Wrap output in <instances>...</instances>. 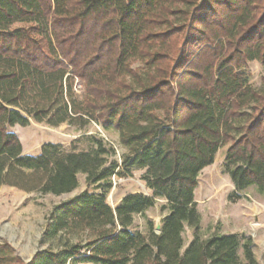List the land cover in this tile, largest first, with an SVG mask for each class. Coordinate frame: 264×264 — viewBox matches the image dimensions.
<instances>
[{"label": "trees", "instance_id": "trees-1", "mask_svg": "<svg viewBox=\"0 0 264 264\" xmlns=\"http://www.w3.org/2000/svg\"><path fill=\"white\" fill-rule=\"evenodd\" d=\"M252 60L264 65V0H0V186L62 195L86 174L102 187L56 204L45 228L87 233L86 243L38 251L26 264H258L251 236L202 228L195 199L201 171L227 144L234 194L264 193V91L243 70ZM32 120H94L118 131L128 152L119 162L98 140L94 150L49 141L25 153L12 128ZM133 168L152 195L131 192L112 206V176ZM159 198L167 214L156 232L146 211ZM137 214L146 232L131 228ZM15 261L0 243V264Z\"/></svg>", "mask_w": 264, "mask_h": 264}, {"label": "rangeland", "instance_id": "rangeland-1", "mask_svg": "<svg viewBox=\"0 0 264 264\" xmlns=\"http://www.w3.org/2000/svg\"><path fill=\"white\" fill-rule=\"evenodd\" d=\"M166 28V26L164 27ZM141 64L136 63L135 66ZM248 84L264 91V65L259 60H252L243 68ZM75 97L81 98L84 93V82L76 78L73 82ZM251 111V108L246 109ZM243 115L235 122L236 127L245 123ZM22 140L25 153L37 154L42 143L54 141L61 143L65 151L94 150L98 140L111 145L116 150L115 157L122 161L121 155L128 152V147L120 142L119 132L105 129L94 120L80 128L63 123L51 126L45 121L27 126L16 125L12 128ZM237 132V131H236ZM229 144L221 146L213 164L205 167L200 175L197 197L198 207L202 213V228L222 233H245L254 241V251L258 264H264V193L250 186L235 195V187L225 171V156ZM126 172V171H124ZM126 174V173H125ZM143 169L133 168L131 174L112 176V185L106 201L117 206L121 199L131 192H143L152 195L153 191L142 179ZM80 186L72 192L62 195L43 194L40 191H24L9 185L0 186V243H8L12 253L21 261L11 264H26L41 250L57 252L66 242L86 243L87 233L60 231L55 235H46L45 228L52 218L56 204L66 201L83 190L101 192L102 187L86 183V174L79 175ZM166 200L159 198L154 206L147 209L146 214L154 221V230L161 224L167 210L162 208ZM198 205V203H197ZM131 228L137 232H146V219L135 215ZM185 246L192 239V230L184 232ZM242 254V250H240ZM94 264V263H81Z\"/></svg>", "mask_w": 264, "mask_h": 264}, {"label": "crops", "instance_id": "crops-1", "mask_svg": "<svg viewBox=\"0 0 264 264\" xmlns=\"http://www.w3.org/2000/svg\"><path fill=\"white\" fill-rule=\"evenodd\" d=\"M205 169L206 168H204L202 171H201V173H203V171H205ZM201 173H200V175H201ZM200 175H199V177H198V186L196 187V189H195V199H196V201H197V203H198V207L200 206V201H199V199H198V197H197V192H198V190H199V184H200ZM201 212V211H200ZM201 215H202V213H201Z\"/></svg>", "mask_w": 264, "mask_h": 264}, {"label": "water", "instance_id": "water-1", "mask_svg": "<svg viewBox=\"0 0 264 264\" xmlns=\"http://www.w3.org/2000/svg\"><path fill=\"white\" fill-rule=\"evenodd\" d=\"M161 226H162V222H161V224L158 223V225H157V229H158L159 231L161 230Z\"/></svg>", "mask_w": 264, "mask_h": 264}]
</instances>
